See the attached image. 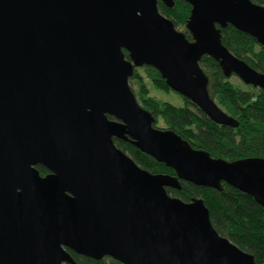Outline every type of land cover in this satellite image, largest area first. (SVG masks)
Masks as SVG:
<instances>
[{"label": "water", "instance_id": "water-1", "mask_svg": "<svg viewBox=\"0 0 264 264\" xmlns=\"http://www.w3.org/2000/svg\"><path fill=\"white\" fill-rule=\"evenodd\" d=\"M184 1L192 40L157 0H0V264H79L68 250L122 264H255L213 228L202 198L166 188L223 182L264 208V158H214L156 127L129 77L151 66L211 121L237 127L199 62L211 57L224 76L264 90V72L220 40L232 25L264 46V7ZM114 139L175 175L141 168Z\"/></svg>", "mask_w": 264, "mask_h": 264}, {"label": "trees", "instance_id": "trees-1", "mask_svg": "<svg viewBox=\"0 0 264 264\" xmlns=\"http://www.w3.org/2000/svg\"><path fill=\"white\" fill-rule=\"evenodd\" d=\"M172 7L157 0L159 12L171 20L174 27L192 40L185 25L190 15V5L184 0H173ZM264 7V0H251ZM220 40L234 56L253 69L264 72V46L252 36L232 25L220 28ZM125 58L128 53L123 51ZM208 77V92L214 102L229 116L237 120L238 126L216 124L192 102L174 92L166 85L160 73L151 66L136 67L129 77V86L139 104L155 118V126L178 134L191 147L204 150L211 157L234 161L248 157L264 158V90L234 83L231 76H224L221 68L211 57L204 55L199 62ZM151 90L172 93L183 105L176 106L151 94ZM114 144L141 168L151 173L175 175L172 168L141 152L129 142L114 139ZM44 175L47 170L36 166ZM222 190L197 186L180 181V189L166 188L172 197L188 202L202 198L209 210L213 228L229 241L254 257L255 264H264V208L250 195L226 184ZM79 264H122L110 257L99 260L82 256L68 250Z\"/></svg>", "mask_w": 264, "mask_h": 264}, {"label": "rangeland", "instance_id": "rangeland-1", "mask_svg": "<svg viewBox=\"0 0 264 264\" xmlns=\"http://www.w3.org/2000/svg\"><path fill=\"white\" fill-rule=\"evenodd\" d=\"M231 80L237 84H240L241 82V80L236 75H232ZM151 94L155 95L157 98H160L164 101H168L176 106L183 105V102L178 97L173 95L172 93H162V92L151 90Z\"/></svg>", "mask_w": 264, "mask_h": 264}, {"label": "flooded vegetation", "instance_id": "flooded-vegetation-1", "mask_svg": "<svg viewBox=\"0 0 264 264\" xmlns=\"http://www.w3.org/2000/svg\"><path fill=\"white\" fill-rule=\"evenodd\" d=\"M47 173H48V171H47L45 174H47ZM39 174H40V173H39ZM45 174H44V175H45ZM40 175H41V174H40ZM44 175H41V176H44Z\"/></svg>", "mask_w": 264, "mask_h": 264}]
</instances>
